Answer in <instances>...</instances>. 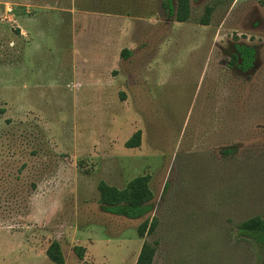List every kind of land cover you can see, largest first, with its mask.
Returning a JSON list of instances; mask_svg holds the SVG:
<instances>
[{"label":"rangeland","instance_id":"1","mask_svg":"<svg viewBox=\"0 0 264 264\" xmlns=\"http://www.w3.org/2000/svg\"><path fill=\"white\" fill-rule=\"evenodd\" d=\"M144 174L152 212L104 210L100 181ZM256 216L264 0H191L186 21L166 0H0V264H57L55 240L64 264H136L146 241L153 264H264L237 237Z\"/></svg>","mask_w":264,"mask_h":264},{"label":"trees","instance_id":"2","mask_svg":"<svg viewBox=\"0 0 264 264\" xmlns=\"http://www.w3.org/2000/svg\"><path fill=\"white\" fill-rule=\"evenodd\" d=\"M166 5L170 15L178 21H186L191 14V0H166ZM211 9L207 10L210 15ZM245 62H250L254 50L252 48L240 47ZM141 144V130L127 140V147H138ZM151 175H138L131 179L124 188L110 185L106 181H100L98 189L100 191V200L106 212L125 216L130 219L144 217L154 209V192L150 185ZM157 219H149L142 223L138 228V233L144 237L147 232H153L157 228ZM237 237L242 239H251L261 245H264V216H256L243 222L238 230ZM74 250L80 256H83L85 248L75 246ZM157 247L145 242L140 251L136 264H153ZM48 257L57 264L65 263V255L61 244L53 241L47 249Z\"/></svg>","mask_w":264,"mask_h":264},{"label":"flooded vegetation","instance_id":"3","mask_svg":"<svg viewBox=\"0 0 264 264\" xmlns=\"http://www.w3.org/2000/svg\"><path fill=\"white\" fill-rule=\"evenodd\" d=\"M242 46H246V45H237L236 46V53L234 54V57L235 59L239 60V59H242L241 63H242V67H247V65H252L253 63V60L255 58V54H256V49L252 46H246V47H249V48H252L254 50V54L252 55V60L250 62H245L244 58H243V54H242V51L240 50V47Z\"/></svg>","mask_w":264,"mask_h":264}]
</instances>
